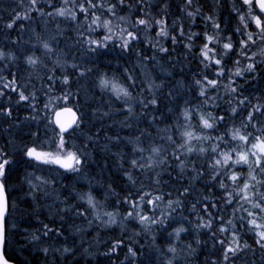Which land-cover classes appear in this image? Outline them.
Returning <instances> with one entry per match:
<instances>
[{
	"label": "snow or ice",
	"instance_id": "snow-or-ice-1",
	"mask_svg": "<svg viewBox=\"0 0 264 264\" xmlns=\"http://www.w3.org/2000/svg\"><path fill=\"white\" fill-rule=\"evenodd\" d=\"M172 6L169 0L155 5L153 0H59L58 4L54 0H44L43 4L27 0L23 14L18 10L25 7L22 3L7 13V19L0 17V31L7 36L17 26L20 32L33 33L42 53L36 54V44L26 50L25 71L31 77L47 69L44 75L48 82L41 110L36 103L37 91L28 92L20 86L17 72L4 75L17 57L0 50V61L4 62L0 64V97L15 93L17 105L26 104L35 113L25 119L37 124L36 131L30 133L31 143L14 147L15 140L6 139L0 148V264H9L3 249L10 230L19 228L9 217L18 215L23 220L28 212L11 197L10 187L16 190L17 186L9 182L17 165L25 168L18 190L26 202H35L28 214L38 216L36 206L41 197L53 201L47 206L51 223L41 222L43 232L39 234V230L24 229L23 237L29 244L39 243L45 256L55 254L53 264L75 259L80 251L57 239L65 236L63 222L70 216L83 218L89 226L96 221L97 228H118L120 235L104 242L107 250L102 255L111 262L117 249H126L119 264H145L134 247L142 235L151 237L160 257L158 261L149 259L148 264H179L181 256L187 264V258L199 246H207L208 240L216 259L205 264H236L240 254L249 250L259 249L264 256V89L252 97L245 87H255L252 81L264 84V0H230V6L224 0H214V10L209 12L203 11L201 0H181L179 15L171 16L169 23ZM219 9H227L228 16H217L215 10ZM33 14L43 18L45 26L55 22L56 33L50 39L25 23L34 19ZM198 16L204 25L201 31L193 30ZM62 21L75 27L76 35L82 38L76 43L84 53L99 57L115 47L127 57L124 64L108 76L96 67L95 60L84 61L83 53L81 62H76L75 55L69 62L68 52L52 47L56 36L64 34ZM163 41H170V46ZM178 45L185 50L180 54L184 61H198L191 80L171 84L146 71L135 72L136 68H146L148 61L155 67L163 60H172ZM44 75L39 76L42 83ZM91 76L95 77L92 87L98 88L100 95L92 92L88 102L85 92L82 102L81 87L73 91L74 83L79 85ZM57 82L60 94L53 96ZM105 95L108 109L125 114L121 125L130 127L131 118H143L149 128L163 124L157 127V135L164 143L150 141L144 147V128L139 129V136L129 137L131 152L138 156H120L115 161L125 186L117 191L111 183L97 180L104 196L101 201L91 188L96 178L86 169L90 142L96 136L88 125L95 126V120L112 114L103 110ZM97 98L100 105L95 104ZM12 113L10 103L0 104V116L9 119ZM115 138L119 140L118 134ZM63 173L73 174L74 179L82 176L89 188L57 185L56 176ZM196 182L203 185L190 199ZM109 203L115 210L101 213L99 209ZM56 218L61 222L58 227L54 226ZM71 227L74 231L70 235L85 231L74 222ZM157 234L167 236L164 247L157 246ZM185 234L191 239L186 240ZM100 235L97 231V243ZM244 235H249L256 248ZM41 237L60 246L42 242ZM91 249V244L82 247L80 255L94 256Z\"/></svg>",
	"mask_w": 264,
	"mask_h": 264
},
{
	"label": "trees",
	"instance_id": "trees-1",
	"mask_svg": "<svg viewBox=\"0 0 264 264\" xmlns=\"http://www.w3.org/2000/svg\"><path fill=\"white\" fill-rule=\"evenodd\" d=\"M229 2L224 3L230 6V0H226ZM55 3L58 4L57 0H54ZM169 2L173 5L169 9L170 17L169 23L171 22V16L179 15L177 6L181 4V0H169ZM201 2L205 5L203 11L209 12L213 11V3L214 0H201ZM24 4L25 7H21L18 10L23 12L26 10L27 7V0H0V17L7 19V13L12 10V8L18 7L21 4ZM41 3H44V0H41ZM159 3V0H153V4ZM154 4V5H155ZM50 10V9H46ZM217 16L221 18L228 16L227 9H219L215 10ZM34 19L30 21H25L26 24H31L33 28L36 29L37 32L41 33L44 39H50L53 34L56 33L54 30L53 22L45 26L43 18H36L35 14ZM53 19V18H50ZM53 27V29H52ZM204 25L201 18L198 16L196 25L193 26V30L201 31ZM3 28V20H0V29ZM52 29V31H51ZM211 31V29H210ZM52 32V33H51ZM71 35V33H66L65 37L57 35L56 39L52 41V47H57L58 44H62L64 49L68 50L69 45L72 46L70 49L71 52L75 54V56H79L81 58V54L83 53V60H95V65L98 69L102 72L106 73L108 76L112 75L113 69L117 66L123 65L124 61L127 59L126 56H121L120 50L115 47H110V49L104 55H100L99 57L95 56L94 54L84 53L83 49L79 44L76 43L77 39H82L74 34L71 39L67 38ZM32 38V39H30ZM13 41H18L17 43L13 44ZM33 44H36V54L39 56L42 53V48L34 39L33 33L31 31L20 32L17 26L15 31L11 32L10 36L4 34L3 31H0V50L4 51L6 54L11 53L17 57L15 64L4 72V75L7 76L8 71L17 72L20 80L19 85L23 86L27 89L28 92L33 90L37 91V107L39 109H43V101L47 100V96L45 92L47 91L48 82L47 77L44 75L47 72V69H41L39 75L33 74L29 77V72L25 71L27 65L24 62V56L29 54L26 52L27 49H31ZM199 44V41H197ZM185 50L183 46L180 45L177 47V51L172 53V60H163L159 64H156L153 67V63L148 61L151 65L152 71H146L151 73L153 77H160L161 79L165 80V82L171 81V84H175L176 81H189L192 78V73L196 72L198 61L195 59L192 60L191 63L188 61L183 60V56L180 55ZM66 52V51H65ZM70 53V52H68ZM179 57V59H177ZM109 60L111 63L109 64ZM72 62V61H69ZM78 63L81 62V59L77 61ZM175 62V67H171L172 63ZM4 62L0 61V64ZM49 66L51 64L48 62ZM91 66V65H89ZM163 68V70H162ZM71 71V69H67ZM135 72L139 74L141 71L136 70ZM166 73H171V76H168ZM44 75V82L42 83L39 76ZM95 77L91 76L86 80H81L79 85L74 83L73 91H75L76 87H81V98L83 102L84 93H88L89 100L91 102V94L95 92L97 97H99V89L93 88V81ZM157 83L160 80L156 81ZM252 84L255 87H248L247 88L248 94L252 97H255L259 94L260 89H264V84L259 83V81H252ZM59 82H57V87L54 89L52 95L56 96L59 95ZM7 91V90H5ZM187 91V90H185ZM191 99V97H189ZM104 105L103 110L111 111V115L108 117H104L102 119L95 120V126L89 124L88 127L92 129L93 133H96V136L93 137V141L90 142L89 147V160H88V167L86 172L91 173L92 176H95L96 180H94L91 184V188L94 191V194L97 195V198L101 201L104 200L103 192L100 189L99 185L96 181H100V183L109 182L111 183L117 191H120L125 186V179L119 170L118 164L115 163L116 160L119 159L120 156L129 157L133 154L131 152L132 145L128 142L129 137L139 136L140 131L139 129L144 128L146 135L141 137L143 141L144 147H148L150 141H155L156 143H164L163 141L159 140V136L157 135V127H164L163 124L153 125L152 127H147V121L143 118L136 119L131 118L129 120L130 127L121 125L120 121L124 120L125 114H122L119 111L114 109H108L107 107V95L104 96ZM10 103L13 113L11 118L5 119V117L0 116V148L5 146L6 139H14L15 146L14 147H22L23 143H31L32 137L30 135L31 132H35L37 129V124L34 121H30L25 119L30 115H34L35 113L31 112V109L26 104L17 105L16 103V94L9 93L7 96L0 97V104ZM75 103V101H73ZM101 101L99 98L96 99L95 104L100 105ZM255 103V100H253ZM227 107V105H224ZM119 108V104L116 105ZM137 111H139V106H137ZM42 114V113H41ZM41 137L43 138V126H40ZM118 134L119 140L115 137ZM50 135V133H49ZM98 137V138H97ZM111 137V139H110ZM77 143H80L79 140ZM10 151L14 149H9ZM147 155V153H145ZM17 159H19L17 157ZM127 167V164H125ZM31 168H28L27 171H31ZM25 171L24 167L19 165L15 166L14 171L12 173V180L9 182L10 185H16V190H13L10 187L11 197L13 200L19 205V208L27 209L28 212L25 214L23 220L20 219L18 215L9 217L11 220H16L19 224V228L11 229L8 235V243L4 247V255L5 258L14 264H53V257L55 254L50 253L48 256H45L42 252L39 251L40 244H29L25 241L24 237V229H27L29 232H33L39 230L37 234L43 232V223H51L49 219V211L48 205L52 204V199L41 197L40 203L36 206L37 207V215H29L28 213L31 212V204H34L33 201H25L22 196L23 194L18 190V181L22 179L23 173ZM63 172L62 170H60ZM39 174V173H38ZM175 175V173L173 174ZM144 180L145 184H148L149 181L141 177ZM56 182L59 186L65 185H72L75 184L77 190L83 188L87 190L89 188L88 180L82 178L74 179L73 174L71 173H63L62 175L56 176ZM203 182H196V188L194 189V194L190 199H194L197 191L202 187ZM167 190H165L166 192ZM63 199V195L61 196ZM114 199V198H110ZM55 207V205H53ZM111 203L105 205L103 208L99 209L102 213L103 211H114ZM19 211V209H18ZM231 213V209H229V214ZM189 215H191L189 213ZM91 219V216H89ZM72 222L75 225L82 227L85 229L83 233L80 235H70L74 230L71 227ZM98 222L94 221L92 226H89L83 218L70 216L69 219L63 222V230L65 233L64 237L57 238L61 242L72 246L76 249L82 251V247H88L90 244L92 245V251L96 254L92 257H82L80 255V251H77L75 259L69 258L68 260H61L60 264H76V261H79V264H119V261H124V252L126 249H117V252L112 255L111 262L108 260L107 257L102 255L107 249L105 247L104 242L109 241L112 236L120 235V231L118 228L109 229H101L97 228ZM61 222L58 218H56V222L54 226H60ZM100 231L101 235L98 238L99 243L94 239L96 237V232ZM250 235V234H249ZM249 235H244V239L248 240L250 244H252L253 248H256V245L253 243L251 239H249ZM186 240L191 239V235L185 234ZM41 241H46L47 244L59 247L60 245L56 243L55 240H52L47 237H41ZM75 241V243H73ZM167 236L157 234V246L164 247L166 245ZM127 243V241H126ZM143 245V247H141ZM139 255L140 260H144L145 264H148V260L151 259L152 261H158L160 257L158 256L155 248L153 247L152 240L150 236H141L138 238V243L134 246ZM215 250L212 246V241L208 240L207 246H199L197 251L187 258V264H205L206 261H210L216 259V256L211 255L212 252ZM118 257V259H117ZM59 259V257H57ZM125 264L127 262L125 261ZM179 264H186L185 258L181 256ZM236 264H264V256L261 255L259 249L255 252L249 250L247 252L241 253L240 258L236 261Z\"/></svg>",
	"mask_w": 264,
	"mask_h": 264
},
{
	"label": "rangeland",
	"instance_id": "rangeland-1",
	"mask_svg": "<svg viewBox=\"0 0 264 264\" xmlns=\"http://www.w3.org/2000/svg\"><path fill=\"white\" fill-rule=\"evenodd\" d=\"M58 1V3H59V0H57ZM225 2H229V1H226V0H224ZM155 4V3H154ZM53 24H54V30H56V25H55V22L53 21ZM61 28L63 29V35H59V36H62V38H66L65 37V34L66 33H71V35L69 36V37H67V38H69V39H71V37L74 35V34H76V30H75V27L74 26H70L67 22H64V21H62L61 22ZM52 29H53V27H52ZM52 29H51V31H52ZM53 32V31H52ZM51 32V33H52ZM153 35H154V33H153ZM93 36H95V33H93ZM166 45H168V46H170V41H163ZM178 46H180V45H178ZM177 46V47H178ZM54 49H60V50H63V51H66V52H70L69 53V55L66 57V59L68 60V61H72L73 60V55H75L73 52H71L70 51V49H72V46L71 45H69V47H68V50H66V49H64V46L62 45V44H58V46L57 47H54ZM76 57V62L77 61H79L81 58L79 57V56H75ZM55 57L53 56V59H54ZM85 60V59H84ZM50 64H51V61H48ZM78 63V62H77ZM146 64H147V67L146 68H144V69H141V68H136V70H140V71H152L151 70V65H150V63L149 62H145ZM78 145H79V143H77Z\"/></svg>",
	"mask_w": 264,
	"mask_h": 264
},
{
	"label": "water",
	"instance_id": "water-1",
	"mask_svg": "<svg viewBox=\"0 0 264 264\" xmlns=\"http://www.w3.org/2000/svg\"><path fill=\"white\" fill-rule=\"evenodd\" d=\"M3 252H4V249H3ZM9 264H14V263H12V262H9Z\"/></svg>",
	"mask_w": 264,
	"mask_h": 264
}]
</instances>
